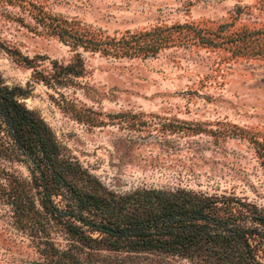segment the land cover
Wrapping results in <instances>:
<instances>
[{"label":"rangeland","instance_id":"1","mask_svg":"<svg viewBox=\"0 0 264 264\" xmlns=\"http://www.w3.org/2000/svg\"><path fill=\"white\" fill-rule=\"evenodd\" d=\"M51 22L115 39L189 26L172 29L155 54L129 56L72 46ZM248 31H258L256 41L232 40ZM263 31L264 0H0V73L26 89L21 100L50 125L62 155L107 187H185L263 206L254 142L264 143ZM77 54L82 74L50 82L53 62ZM15 177L29 180L26 165L0 157V264H62L71 240L60 224L50 219L47 243L17 224L8 195ZM251 241L264 264V238ZM79 251L87 264H201Z\"/></svg>","mask_w":264,"mask_h":264},{"label":"trees","instance_id":"2","mask_svg":"<svg viewBox=\"0 0 264 264\" xmlns=\"http://www.w3.org/2000/svg\"><path fill=\"white\" fill-rule=\"evenodd\" d=\"M51 25L72 46L129 56L155 54L172 40V29L189 26L178 23L115 39ZM256 33L244 32L232 40L253 42ZM53 66L50 82L57 83L84 70L79 54L70 63ZM25 94L23 86L7 84L0 73V157L23 162L29 172L27 181L15 177L8 195L17 224H27L40 242L47 243L50 219L65 229L71 243L61 251L62 264H87L79 251L85 248L179 255L201 264H263L251 239L264 238V205L185 187L109 188L77 160L62 155L50 125L21 100ZM254 142L264 160V143Z\"/></svg>","mask_w":264,"mask_h":264}]
</instances>
